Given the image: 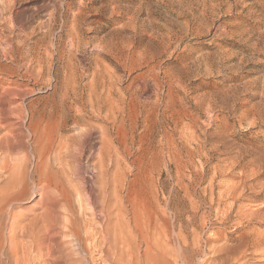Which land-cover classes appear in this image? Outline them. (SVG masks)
<instances>
[{"label":"rangeland","instance_id":"rangeland-1","mask_svg":"<svg viewBox=\"0 0 264 264\" xmlns=\"http://www.w3.org/2000/svg\"><path fill=\"white\" fill-rule=\"evenodd\" d=\"M79 115L95 129L78 172L57 145L84 134ZM105 125L120 221L140 255L141 234L155 244L149 264H264V0H0V166L57 264H112L83 240L99 228L86 157Z\"/></svg>","mask_w":264,"mask_h":264},{"label":"bare ground","instance_id":"bare-ground-1","mask_svg":"<svg viewBox=\"0 0 264 264\" xmlns=\"http://www.w3.org/2000/svg\"><path fill=\"white\" fill-rule=\"evenodd\" d=\"M96 114L97 115L95 118L100 120L102 116L100 107ZM104 118L106 119L105 120L106 122L107 120L111 119L110 111L104 115ZM93 121L94 118L91 116L79 115L75 117L74 118V124H76L75 126L84 128V134L83 135L81 134L80 136H70L66 139H62L58 142L57 145L60 154L63 152V150L74 152L73 156L77 163L78 172L80 171L81 161L85 159V155H86L85 144L88 138L87 136L93 133L95 129ZM99 131H100V135L98 137L99 139L98 143L96 146L91 148L90 153L86 157L87 167L92 174L91 182L96 184L98 193L94 195L87 194L88 195V197L86 196L87 201H85L87 203L89 202L91 205L90 216L93 218L92 220H94V218H98L97 223H99V228L96 233L94 232V235L98 238L95 240L94 235L88 233L90 231L87 232V230L85 229L86 230L84 232L85 238L83 239V237L82 236L81 237L83 240H88V239L90 240L88 246H84L85 251H87L88 254L90 253L91 255L92 252L98 250L102 262H110L112 264H143L144 261L145 263L149 264L148 263L150 262L149 255L151 253L152 245L155 244L151 245L150 241H147L148 238L144 236V234L143 235L141 234V238L145 242L146 247L144 249L143 254L141 253L142 255H140L139 248L134 243L137 236V234L136 236L134 235L135 230L132 229L131 231H129V229L131 228L129 225V220L128 222H125L127 223V225L125 224L126 226L123 224L125 220L120 221L121 218L125 217L126 215L125 214L126 211L123 207V198L120 194V191H123L126 188L125 187L126 179L123 175L124 173L122 174V172L119 171V165L121 163L119 164L118 162L119 160L117 156L120 155L119 154L116 156L114 155L116 159H113L114 158L113 157L114 153L112 151L113 146L111 145V138L108 127L106 125L100 126ZM43 157H45V153H43L39 157V159L41 160ZM114 160H116L114 163L116 164V169L113 168L115 172L111 173L110 167L114 165L113 164ZM42 162L44 163V161ZM16 166L18 165L16 164ZM0 168L3 172L8 173L7 174L8 180H6V182L2 186H0V264H57L58 261L51 255L52 250H50L49 247H47V251L44 252L43 243L38 238V235L36 236V234L33 233L32 231L34 227L31 228L27 225L22 224L21 222L22 218H20L19 215L15 214L14 212V205L27 197L26 196L28 193L27 188L23 186L21 190L18 189L19 186L21 187V185H19V183L21 184V182H19L20 180L19 181L16 180L17 179L16 177L15 179L14 176H12L14 175L12 174V171H15V169L14 170L11 169L7 163H2ZM74 173L75 172H73L72 174L74 175ZM60 188L61 187H59V189ZM77 189L79 190V188ZM69 208H70L69 212L71 216L70 218L68 217L69 219L67 224V228H68L67 231L69 235L72 236L73 238L80 239L81 238L79 233L80 230L77 227L79 224H77L76 216L73 212L74 210L72 209V206L70 205ZM136 210L137 209L133 208L132 206V209L129 210L131 211L130 214L132 213V215H135L136 213L137 215L138 211L136 212ZM79 217L81 216L79 215ZM132 219L133 221H135L138 218L136 219V217H132ZM132 224L134 225V223ZM136 225L138 226V223ZM136 225L135 227H137ZM166 227L168 226L166 225ZM140 232L141 229L139 226V233ZM161 236L164 237V235L162 234ZM90 237H93V240ZM50 238H52V235L50 236ZM71 264H74L73 261H71ZM92 264H95V262L93 261Z\"/></svg>","mask_w":264,"mask_h":264}]
</instances>
